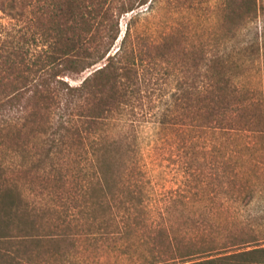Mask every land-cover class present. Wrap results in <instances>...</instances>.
<instances>
[{
    "label": "trees",
    "instance_id": "trees-1",
    "mask_svg": "<svg viewBox=\"0 0 264 264\" xmlns=\"http://www.w3.org/2000/svg\"><path fill=\"white\" fill-rule=\"evenodd\" d=\"M148 2L0 0V264H264V244L252 231L199 246L172 219L154 225L147 218L135 103L149 90L163 95L153 77L164 55L153 43L134 44L128 24L112 48L120 17ZM257 12V0H224L213 46L195 45L165 70L174 82L167 111L185 134L199 135L182 137L184 149L197 139L264 149V104L235 83L264 55V33L239 52L227 50ZM161 117L164 130L173 126ZM19 152L25 156L18 167L30 163L26 177L45 172L55 186L74 177V191L29 202L11 181ZM73 153L76 166H62Z\"/></svg>",
    "mask_w": 264,
    "mask_h": 264
},
{
    "label": "rangeland",
    "instance_id": "rangeland-1",
    "mask_svg": "<svg viewBox=\"0 0 264 264\" xmlns=\"http://www.w3.org/2000/svg\"><path fill=\"white\" fill-rule=\"evenodd\" d=\"M223 2L149 0L146 5L120 17L119 35L112 50L119 46L128 24L129 37L134 44L153 43L160 47L164 55L158 74L153 77L157 79V85L165 89L163 95L149 90L141 102L135 103L140 117L136 129L137 157L143 172V200L149 221L162 225L171 223L172 219L176 229L180 226L183 234L197 240L199 246L214 237L239 239L240 236H250V231L261 240L260 244H264V149L203 146V142L197 143V139L186 150L182 137L191 140L199 135L194 130L185 134L186 129L181 128L177 119L167 111L174 82L172 77L167 79L165 70L172 68V65H180L195 45L209 43L213 46L219 37L217 28ZM118 3L114 1L111 6L114 8ZM257 5V18L237 33L227 47L228 51L239 52L242 42L255 33L263 35L264 0H257ZM1 22L6 20L2 19ZM213 49L209 47V50ZM81 79L69 81L77 84ZM235 83L246 92L250 101L264 104L262 52ZM164 114L167 122L173 124L165 130L159 125V118ZM219 139L224 137L219 136ZM241 139L249 142V136ZM31 151L41 153V150L34 148ZM67 155L61 159V165L67 166L72 162L71 167L76 166L75 153L69 157ZM24 156L22 152L14 156L15 173L11 181L16 183L29 202L46 203L53 196L65 197L74 191L76 183L71 182L74 177H67L64 184L59 186H55L45 172L26 177L24 171L30 169V163L25 168L18 167ZM226 157L236 158L237 163H229ZM52 191L56 194H52Z\"/></svg>",
    "mask_w": 264,
    "mask_h": 264
},
{
    "label": "water",
    "instance_id": "water-1",
    "mask_svg": "<svg viewBox=\"0 0 264 264\" xmlns=\"http://www.w3.org/2000/svg\"><path fill=\"white\" fill-rule=\"evenodd\" d=\"M98 67H100V65H98V66L94 67L92 70L86 72V75L90 74L91 71H93V70H95V69H98ZM86 75H85L84 77H82L81 80H83V79L86 77Z\"/></svg>",
    "mask_w": 264,
    "mask_h": 264
}]
</instances>
